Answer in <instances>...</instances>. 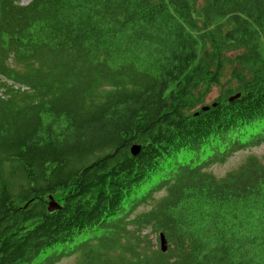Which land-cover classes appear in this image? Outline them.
<instances>
[{"label":"trees","instance_id":"1","mask_svg":"<svg viewBox=\"0 0 264 264\" xmlns=\"http://www.w3.org/2000/svg\"><path fill=\"white\" fill-rule=\"evenodd\" d=\"M262 143L264 0H0V264H264Z\"/></svg>","mask_w":264,"mask_h":264},{"label":"rangeland","instance_id":"2","mask_svg":"<svg viewBox=\"0 0 264 264\" xmlns=\"http://www.w3.org/2000/svg\"><path fill=\"white\" fill-rule=\"evenodd\" d=\"M26 1L27 0H23V2H26ZM199 1L201 2L202 0H199ZM223 82H225V79L223 80ZM221 87L222 86H220V85L211 86L207 93L205 91H203V94L201 97L204 99H203V102L200 104H206V103H209V102L213 101L214 99H216L220 95ZM251 155L257 156L262 162H264V143L260 144L257 147H252L250 149H244V150L235 152L234 155L232 157H230L225 163L214 164L210 168H208V170L210 172L214 173L217 177L221 178L226 173H228L230 171L237 170L238 167L240 166V164H242L245 160H247ZM164 193H165V191L158 193V194L156 193L154 195L155 200L156 199L158 200V197L163 195ZM153 204L154 203H149L148 205H143V206L138 208L137 212H144L147 209H150ZM148 232H149V230L146 229L143 233L148 234ZM160 232H162V231L149 233L150 234V236H149L150 240H147V244L151 246L150 249H158L159 248V245H160L159 234H160ZM167 244H169V243L167 242ZM45 255L46 254L42 255L39 258V260L43 259L45 257ZM78 259H79V255H73V256L64 258L58 264H76Z\"/></svg>","mask_w":264,"mask_h":264},{"label":"water","instance_id":"3","mask_svg":"<svg viewBox=\"0 0 264 264\" xmlns=\"http://www.w3.org/2000/svg\"><path fill=\"white\" fill-rule=\"evenodd\" d=\"M239 96H240V93H237V94L231 96L229 98V100H233L234 98L239 97ZM215 104L216 103H213L212 105H215ZM208 108H209V105H205V106L202 107L203 110H207ZM139 150H140V146L139 145H137V144L132 145L131 152H132L133 155L137 154L139 152ZM49 206H50V209L57 208L58 204L53 200V198H51V201L49 202ZM159 237H160V239H159L160 240L159 247L161 248L162 251L165 252V251H167V248H168V244H167L168 241H167V239L165 237V234L163 232H161L159 234Z\"/></svg>","mask_w":264,"mask_h":264}]
</instances>
